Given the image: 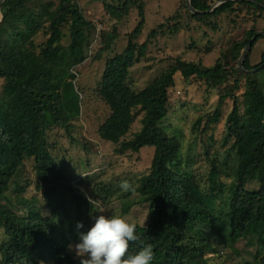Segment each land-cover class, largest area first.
<instances>
[{
    "label": "trees",
    "instance_id": "trees-1",
    "mask_svg": "<svg viewBox=\"0 0 264 264\" xmlns=\"http://www.w3.org/2000/svg\"><path fill=\"white\" fill-rule=\"evenodd\" d=\"M123 1L119 6L104 3L107 14L120 22L135 8L139 23L128 36L126 49L106 63L100 96L111 115L100 127L99 136L103 141L120 145L117 150L120 155L138 153L145 147L155 148L150 173L142 177L135 192L121 195L128 200L139 194L141 202L149 207V224L137 225L139 239L130 242L129 254L150 244L155 253L152 264H213L210 256L216 249L212 238L220 237L221 243L226 242L212 207L217 191L212 188L204 192L193 176L182 173L181 142L170 137L161 124L168 115L169 90L177 74L186 80L198 78L217 87L226 82L227 70L220 64L202 68L176 59L144 90L134 91L129 81L131 69L146 57L149 45L160 36L177 35L183 28L179 15H175L152 30L146 42L140 44L138 39L146 25L145 4L138 0ZM253 1H230L209 14L189 15L200 22L234 13L238 7L264 14V0ZM192 5L200 12L211 9L206 0H192ZM1 14L0 80H4V85L0 93V198L10 190L24 163L33 159L37 189L43 191L51 216H44L27 200L17 202L27 210L25 216L0 202V225L8 237L0 246V264L48 261L77 264L70 256L67 234L52 216L67 214L68 205L73 204L82 214V231L86 232L91 227L90 212L94 206L65 181L63 171L50 153L47 134L55 127L69 129L81 115V96L73 70L87 60L89 33L95 32V28L75 0H58V5L42 4L40 0H7ZM172 22L175 23L171 25ZM64 26H70L71 42L67 47L61 45ZM42 31L47 32L49 39L38 47L34 40ZM257 34L249 31L244 40L233 46V51L245 49ZM263 38L258 37L253 48ZM249 58L244 63L247 71L264 65V53L261 63L253 68ZM238 90L239 84L235 82L220 94L218 108L207 119L206 127L219 123L224 102L232 99L233 111L226 128L227 138L233 140L238 169L229 205V238L233 242L247 240L249 246H256L261 255L260 264H264V92L256 79L249 80L243 101L235 95ZM138 112L143 114L142 128L132 140L124 141ZM218 175L214 168L210 180ZM254 179L261 188L249 191L247 186ZM18 193H23L22 188H18ZM131 208V204H125L124 215Z\"/></svg>",
    "mask_w": 264,
    "mask_h": 264
},
{
    "label": "rangeland",
    "instance_id": "rangeland-1",
    "mask_svg": "<svg viewBox=\"0 0 264 264\" xmlns=\"http://www.w3.org/2000/svg\"><path fill=\"white\" fill-rule=\"evenodd\" d=\"M138 1L145 4L146 17V25L138 43L146 42L152 30L175 15H179L183 29L177 35L160 36L149 45L146 57L131 69L129 81L134 91L144 90L176 59L195 63L202 68H213L220 64L227 70L226 82L217 87H211L198 78L186 80L177 74L175 84L169 90L168 115L161 128L170 137L181 142L182 173L193 176L204 192H209L212 188L217 191V199L212 207L226 242L221 243L220 237L212 238L216 249V253L210 256L212 263L260 264L261 255L256 246H249L247 240L233 242L229 238V205L238 169L237 157L232 147L233 140L227 138L226 128L227 118L233 111V100L227 99L224 102L219 123L208 128L206 124L207 119L218 108L220 94L235 82L239 84V90L235 95L242 101L250 79L258 80L264 92V67L248 70L254 71L249 74L241 72L238 64L244 49L237 53L232 49L236 43L247 37L249 31L264 32V14L238 7L234 13L206 18L199 22L190 17L186 0ZM206 1L213 7L223 0ZM49 2L58 5V0H40L42 4ZM122 2L124 1L75 0L83 15L95 28V32L89 33L87 60L73 70L77 77L76 88L81 96V115L72 122L69 129L64 127L50 129L47 141L53 159L63 171L65 181L74 186L77 195L93 200L94 208L90 212L91 226L95 222L94 217L101 214L97 212L99 207L106 210L104 215L113 213L124 215V205L129 203L132 208L125 216L130 222L147 227L150 221L148 205L141 202L139 194L128 200L122 199L124 191L120 184L127 180L134 188L140 186L142 177L150 173L155 148L145 147L138 153L127 152L120 155L117 152L120 145L103 141L99 136L100 127L111 115L110 108L100 96V83L106 63L108 59L126 49L128 36L139 23L138 11L135 8L131 9L128 17L120 22L107 14L104 3L119 6ZM0 18L3 22L2 14ZM69 27H63L64 37L61 41L63 47L69 46L71 42ZM48 39L47 32L42 31L34 43L41 47ZM110 39L113 40L107 49ZM263 53L264 38L258 41L249 54L251 68L261 63ZM3 85L4 80H0V93ZM142 118V113H136L131 131L124 141L132 140L141 130ZM214 168L219 175L211 181L210 175ZM37 186L35 162L30 159L24 163L10 190L0 198V202L11 207L16 214L25 216L27 210L17 202L27 200L44 216H51L45 204L43 191H39ZM18 188H22L23 193L19 194ZM260 188L261 185L256 179L250 181L247 186L249 191H257ZM81 217V212L73 204L68 205L67 214L59 213L52 216L67 234L70 244L79 242L76 223H83ZM7 240L5 230L0 225V246ZM69 253L76 263L80 264V258L76 256L75 251L70 250ZM43 264L54 263L48 261Z\"/></svg>",
    "mask_w": 264,
    "mask_h": 264
},
{
    "label": "clouds",
    "instance_id": "clouds-1",
    "mask_svg": "<svg viewBox=\"0 0 264 264\" xmlns=\"http://www.w3.org/2000/svg\"><path fill=\"white\" fill-rule=\"evenodd\" d=\"M120 188L124 192H135L127 180L121 182ZM92 202L89 198V203ZM97 212L101 214L94 217V224L86 232L80 231L84 228L82 222L76 223L79 242L68 245L69 250H74L80 258V264H152L155 253L150 244L129 254L130 242L139 239L134 222L125 215H104L103 207Z\"/></svg>",
    "mask_w": 264,
    "mask_h": 264
},
{
    "label": "water",
    "instance_id": "water-1",
    "mask_svg": "<svg viewBox=\"0 0 264 264\" xmlns=\"http://www.w3.org/2000/svg\"><path fill=\"white\" fill-rule=\"evenodd\" d=\"M7 0H0V16H1V11H2V6L3 4L6 2ZM230 1H238V0H223L219 5H216V6H213L211 7L210 10L206 11V12H200L196 9H194L193 5H192V0H186V4H187V7H188V10L190 11L191 14L193 15H201V14H205V13H211L213 10H215L216 8H218L220 5L226 3V2H230ZM247 1H250V2H254L253 0H247ZM2 23V20L0 18V25ZM258 37H264V32H259L254 38H252V40L250 41V43L246 46V48L244 49V52L241 56V59L239 60V64H238V69L241 71V72H244V73H253L254 71H246L244 69V63H245V60L247 59V57L249 56L250 52L252 51V48H253V43L256 41V39ZM263 66H261V68H263Z\"/></svg>",
    "mask_w": 264,
    "mask_h": 264
}]
</instances>
